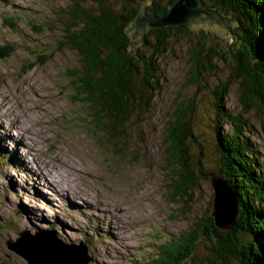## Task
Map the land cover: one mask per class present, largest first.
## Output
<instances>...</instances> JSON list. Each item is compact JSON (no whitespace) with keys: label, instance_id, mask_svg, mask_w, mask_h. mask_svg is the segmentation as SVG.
<instances>
[{"label":"rangeland","instance_id":"obj_1","mask_svg":"<svg viewBox=\"0 0 264 264\" xmlns=\"http://www.w3.org/2000/svg\"><path fill=\"white\" fill-rule=\"evenodd\" d=\"M124 1L0 0V50L15 49L10 55L0 54V264H29L11 247L24 229L50 239L49 243L54 241L62 254L66 244L88 242L84 253L77 247L71 253L76 260L84 259L83 264L149 261L160 243L204 216L214 197L213 175L227 179L220 171L223 151L217 142L224 143L220 136L216 138L217 119L219 115L227 118L219 129L224 133L230 132L233 120L219 113L223 105L230 116L247 119L246 134L260 149L255 164L258 161L264 172V108L257 109L250 99L243 101V83L233 76L236 57L244 52L241 37H237L241 33L234 40L217 21H192L179 29L173 26L166 42L162 39L160 89L148 102V109L141 106L130 112L121 126L122 137L111 138V134L90 128L91 109L77 99L69 74L80 68L82 58L67 44L63 24L78 20L73 15L66 20L63 10L77 3L80 9H98L97 13L103 7L127 12L139 5L138 13L145 14L146 6L171 0H126L128 5ZM229 26L239 24L235 19ZM128 32L132 46L141 44L145 51L142 30L131 22ZM149 36L152 43H158L154 34ZM206 49L217 54L200 57V77L194 81L199 64L194 55L196 51L205 54ZM204 59L210 67L203 65ZM259 62L254 65L260 73L264 66ZM223 87L227 90L222 104L217 91ZM179 108L187 111L192 130L186 148L197 183L190 195L175 192L182 168L177 159L170 164V153L176 151L170 126ZM18 136L21 140H16ZM14 149L15 155L11 153ZM203 171L205 175L200 177ZM235 196L240 208V197ZM196 242L192 258L205 260L209 242L204 235Z\"/></svg>","mask_w":264,"mask_h":264},{"label":"trees","instance_id":"obj_2","mask_svg":"<svg viewBox=\"0 0 264 264\" xmlns=\"http://www.w3.org/2000/svg\"><path fill=\"white\" fill-rule=\"evenodd\" d=\"M102 1L104 0H94L98 3ZM174 1L176 0H171L165 5L154 2L151 10L159 15L164 14ZM210 1L212 6L220 12L238 19L237 25L239 24L238 29L241 30V34L237 33V37H241L244 52L239 59L236 57L238 62L235 66L236 74L233 76H243V81H246V76L249 80L252 76L255 78L254 81L252 80L254 86L247 87L248 92L245 91L244 98L264 101V74H262L264 71L261 76L260 73H254L256 60H260L261 67L264 66V61L262 62V57L264 58V0ZM127 2L124 1L125 5H128ZM139 8H141L139 5L130 7L126 12L122 8L104 9L103 7L102 12L97 13L98 9L85 7L82 10L83 8L80 9V5L76 3L63 10L64 15L67 16L66 20H69L72 15L76 17L73 19L78 20L74 24L68 21L63 23L67 44L82 58L80 68L71 69V71L68 69L74 79L72 84L76 89L77 99L85 102L91 109L88 110L93 124L90 128L111 134V138L116 134L122 137L124 131L121 129L124 128L121 126L130 112L141 106L148 109V102L160 89L161 75L158 72L160 47L162 39L166 42V36L175 29L173 26L152 28L145 34V40L142 43L145 51L141 48V44L140 47L134 48L128 29ZM80 22L83 24L78 25ZM178 27L176 29H179ZM247 28L252 30L248 31ZM151 34L156 36L158 43L151 42L149 38ZM202 37L205 38V35ZM13 50L15 49L12 47L3 48L0 54L10 55ZM215 54H217L215 51L211 54V49H206L205 54L196 51L194 58L198 64L201 56L211 58ZM200 65L199 63L195 66L194 81L200 77ZM203 65L207 68L211 66L205 59ZM250 66L253 67V74L250 72ZM226 90L227 88L223 87L217 91L218 103L223 104ZM133 101L138 103L134 105ZM219 113L229 115V119L233 120L230 132L224 133V130L222 132L219 129L221 123L227 118L219 115L216 138L220 136V140L224 143L217 142L220 150L223 151L221 152L223 166L220 171H223L230 186L240 197L239 214L234 227L226 230L215 223L211 214V202L198 223L191 224L189 229L180 231L178 235H172L169 240L160 243L149 261L135 264H236L237 261L242 264H264V174H261L264 172L262 166L259 167L258 161V165L255 164L260 149L246 134L249 124L245 117L230 116L225 105L219 109ZM176 117L171 123L169 134L176 145L174 146L176 151L170 153L171 163H169L173 164L175 163L173 160L177 159L182 168L178 173V179L175 180V192L190 195L197 183V176L190 162V151L186 148V139L189 138L192 130L189 126L190 122L186 120L188 117L186 110L179 108ZM204 175L203 171L200 177ZM1 226L2 223H0ZM202 235L205 236L207 244L209 242L210 251L205 260H195L192 256L197 249L196 241L200 236L202 238Z\"/></svg>","mask_w":264,"mask_h":264},{"label":"water","instance_id":"obj_3","mask_svg":"<svg viewBox=\"0 0 264 264\" xmlns=\"http://www.w3.org/2000/svg\"><path fill=\"white\" fill-rule=\"evenodd\" d=\"M208 2V0H176L169 7V10L161 16L151 10L152 5H148L146 6L148 10L147 13L143 14L140 11L139 13H137L136 17L132 21V27H136L137 30H142V33L144 35L146 34L147 30L152 28H158L163 26L178 27L182 24H190L192 23V21L208 20L217 21L221 23L230 31V33L233 30L237 31V33L238 31L239 33L241 32L240 29H238L239 26H236L235 28H231L229 26V21L231 22L232 20L236 19L238 23L237 18L232 19V17L229 16L224 17L218 9L213 8ZM234 40H236V36ZM241 54L242 53L239 54V57L241 56ZM237 59L239 58L237 57ZM250 72L252 73L254 71ZM254 73L259 74V72ZM261 73L262 72H260L259 74L260 76ZM236 78L243 83V85H241L242 99L245 100L243 94L245 93V91L248 92L247 87L249 85L254 86V84H252V80L254 81L255 78H253L252 76L251 80H249V78H247L246 76V81H243V76H238ZM251 101H253V103L257 106V109H259L260 107L264 108L263 99ZM212 182L214 189V197L212 200L211 214L214 217L216 224L220 228L232 229L239 213V201L235 196V190L233 189V187L230 186L228 180L222 177L221 175L219 176L214 174L212 177ZM49 242L50 239H47L42 235H34L29 231H24L21 237L19 236V238L14 242V244L12 242L11 247H13L14 251L24 255L25 257H29L30 255L35 256V259L29 257L34 262V264H83L82 262L84 259L80 258L79 260L78 258L76 260L75 258H72L73 256L71 255V253L75 252L73 251L74 247H77V250L78 252H80V254L84 253L83 251L86 250L85 246L78 247L66 244V246H64L66 252L62 254L58 251V247L54 245V241H52L51 243ZM54 246H56L57 248H54ZM69 255L71 256L70 258ZM36 260L39 261L37 262Z\"/></svg>","mask_w":264,"mask_h":264},{"label":"bare ground","instance_id":"obj_4","mask_svg":"<svg viewBox=\"0 0 264 264\" xmlns=\"http://www.w3.org/2000/svg\"><path fill=\"white\" fill-rule=\"evenodd\" d=\"M172 5V4H171ZM170 5V6H171ZM169 6V7H170ZM214 8V7H213ZM232 18H235L234 16L232 17ZM200 21H205V22H208V20H199V22ZM201 23H204V22H201ZM237 33V31H235V30H233V31H231V34L233 35L232 37H234L235 38V34ZM8 133V132H7ZM11 137H13L14 138V136L12 135ZM18 139H16V140H21V138L18 136L17 137ZM20 158H22V159H25L26 157H24V156H20ZM20 158L17 160V163H18V161L20 160ZM24 162H26L25 160H24ZM27 163V162H26ZM21 164V163H20ZM38 165V164H37ZM55 181L56 180H54V184H55ZM59 181V180H58ZM57 181V182H58ZM52 184H53V181L51 182ZM53 189H54V191H56V189L53 187V185H51V184H49ZM57 192V191H56ZM73 196V195H72ZM73 198H75L74 196H73ZM30 218H32L31 216H30ZM78 247H80V246H85V243H82V245H77ZM82 248V247H81ZM86 251H87V248H86ZM22 255V254H21ZM22 256H24V255H22ZM29 257H32L33 259H35V256H33V255H30ZM29 257H25L28 261H29V264H34V262L31 260V258H29ZM37 262L39 261V260H36ZM39 264H42V263H39Z\"/></svg>","mask_w":264,"mask_h":264}]
</instances>
